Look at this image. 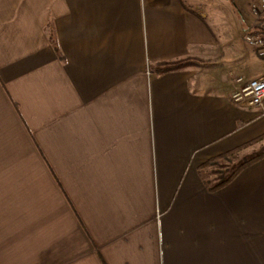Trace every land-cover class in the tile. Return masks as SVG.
Here are the masks:
<instances>
[{
    "label": "crops",
    "instance_id": "crops-1",
    "mask_svg": "<svg viewBox=\"0 0 264 264\" xmlns=\"http://www.w3.org/2000/svg\"><path fill=\"white\" fill-rule=\"evenodd\" d=\"M200 1L0 0V264H264V156L200 171L264 135V57Z\"/></svg>",
    "mask_w": 264,
    "mask_h": 264
},
{
    "label": "rangeland",
    "instance_id": "rangeland-1",
    "mask_svg": "<svg viewBox=\"0 0 264 264\" xmlns=\"http://www.w3.org/2000/svg\"><path fill=\"white\" fill-rule=\"evenodd\" d=\"M249 1L250 0H201L200 2H204L203 4L209 5H207L208 8H206L207 15L205 21L206 24L210 26L209 29L211 32L215 30L218 38L219 34L222 33L221 38H223V40L224 34H226L228 37L230 36L231 40H233L234 43H237L239 47L254 50V47L252 48V46H250L244 39V28L242 27L239 16V14L243 11L251 14ZM188 3L190 4V2ZM197 6L203 5L199 4ZM231 11H234L235 15H231ZM237 12L238 16L236 15ZM263 148L264 141L256 144L254 143L251 146L238 151L229 159L221 160L220 164L210 167L208 170L209 173H205L206 178L211 179L213 177H217L220 173L227 171L242 161L256 155Z\"/></svg>",
    "mask_w": 264,
    "mask_h": 264
},
{
    "label": "built area",
    "instance_id": "built-area-1",
    "mask_svg": "<svg viewBox=\"0 0 264 264\" xmlns=\"http://www.w3.org/2000/svg\"><path fill=\"white\" fill-rule=\"evenodd\" d=\"M250 8L258 24L244 33V39L264 57V0L252 2ZM237 81L243 82V78L238 77ZM232 100L239 105L259 107L264 112V77L244 81L232 92Z\"/></svg>",
    "mask_w": 264,
    "mask_h": 264
},
{
    "label": "trees",
    "instance_id": "trees-1",
    "mask_svg": "<svg viewBox=\"0 0 264 264\" xmlns=\"http://www.w3.org/2000/svg\"><path fill=\"white\" fill-rule=\"evenodd\" d=\"M255 32L259 33L260 31L255 30ZM51 35L54 36L53 32L51 33ZM53 42L57 48L55 39ZM58 51H59V48H58ZM199 65H204V63L202 62L201 59H199L197 57L189 56V57H185V58L177 59V60H173V61H161V62L152 64L150 67V70L159 74V73L179 70V69L186 68L189 66H199ZM263 137H264V135L254 139V140L250 141L249 143H246V144H244V145H242V146H240V147H238L232 151L218 155V156L208 160L207 162H205L204 164H202L200 166V171L203 173V171H207L210 167L217 165V164H220L221 160L229 159L231 156L235 155L242 148L254 144L255 142L261 140ZM263 156H264V150L261 151L259 154L254 155L245 161H242L241 163H239L235 167H232L229 171H224V172L220 173L216 177V179L205 178V176L203 174H202V177H204V182L208 186V189L210 191H216L217 189L228 184L239 173V171L244 166H246L247 164H249L251 162H254V161L260 159Z\"/></svg>",
    "mask_w": 264,
    "mask_h": 264
}]
</instances>
